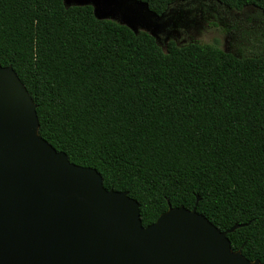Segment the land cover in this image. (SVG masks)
<instances>
[{
  "label": "trees",
  "instance_id": "1",
  "mask_svg": "<svg viewBox=\"0 0 264 264\" xmlns=\"http://www.w3.org/2000/svg\"><path fill=\"white\" fill-rule=\"evenodd\" d=\"M139 1L163 15L188 0ZM216 1L264 13V0ZM0 66L32 96L39 134L137 200L144 227L196 210L264 264V54L175 41L163 50L90 5L0 0Z\"/></svg>",
  "mask_w": 264,
  "mask_h": 264
},
{
  "label": "water",
  "instance_id": "2",
  "mask_svg": "<svg viewBox=\"0 0 264 264\" xmlns=\"http://www.w3.org/2000/svg\"><path fill=\"white\" fill-rule=\"evenodd\" d=\"M85 1L96 16L127 2L166 13L139 0ZM38 128L32 96L0 66V264H263L196 210L170 209L144 227L137 200L106 190L96 169L71 163Z\"/></svg>",
  "mask_w": 264,
  "mask_h": 264
},
{
  "label": "rangeland",
  "instance_id": "3",
  "mask_svg": "<svg viewBox=\"0 0 264 264\" xmlns=\"http://www.w3.org/2000/svg\"><path fill=\"white\" fill-rule=\"evenodd\" d=\"M89 4L95 5L85 0L65 1L67 7ZM97 16L128 25L135 32H149L163 50L175 41L179 46L192 42L216 45L238 57L264 54V13L255 6L236 10L216 0L178 1L157 18L127 2L125 10L99 6Z\"/></svg>",
  "mask_w": 264,
  "mask_h": 264
},
{
  "label": "bare ground",
  "instance_id": "4",
  "mask_svg": "<svg viewBox=\"0 0 264 264\" xmlns=\"http://www.w3.org/2000/svg\"><path fill=\"white\" fill-rule=\"evenodd\" d=\"M96 12H97V10H96Z\"/></svg>",
  "mask_w": 264,
  "mask_h": 264
}]
</instances>
